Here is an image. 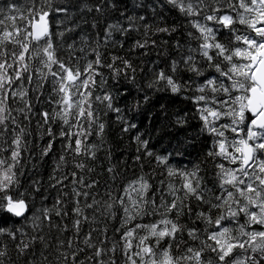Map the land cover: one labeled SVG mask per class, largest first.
<instances>
[{
	"label": "snow or ice",
	"instance_id": "1",
	"mask_svg": "<svg viewBox=\"0 0 264 264\" xmlns=\"http://www.w3.org/2000/svg\"><path fill=\"white\" fill-rule=\"evenodd\" d=\"M132 7L0 5V221L12 222L0 224V264H264V0ZM73 8L91 17L78 39L72 34L89 20ZM165 13L178 19L169 24ZM153 50L156 59H146ZM156 93L191 103L164 126L184 131L198 121L195 137L177 138L172 149L180 155L204 138L190 169L149 150L130 116ZM113 116L121 138L136 132L141 174L122 178L109 149L112 183L101 192L98 153ZM49 156L47 188L33 178L22 191L26 165ZM145 160L154 161L152 173L143 172ZM157 168L167 182L154 186ZM49 188L57 192L51 205L42 193Z\"/></svg>",
	"mask_w": 264,
	"mask_h": 264
},
{
	"label": "trees",
	"instance_id": "2",
	"mask_svg": "<svg viewBox=\"0 0 264 264\" xmlns=\"http://www.w3.org/2000/svg\"><path fill=\"white\" fill-rule=\"evenodd\" d=\"M8 0H0V5L6 4ZM13 3L16 5L23 7L25 6L27 0H12ZM136 2V0H118L119 6L122 9H127L128 11L133 10V4ZM70 3L72 4H78L79 0H70ZM73 11L77 13V19H79L80 15H83L86 19L89 20V24L83 25L82 28L84 29V33L77 32L73 33L72 35L75 36L77 39L79 38V35L86 34L88 30H90V23H91V17L86 13H80L78 8H73ZM141 11L143 14V10H137ZM150 15V14H149ZM168 19V23L171 24L175 22L176 17L175 13L168 14L165 13ZM119 16V13H110V18L114 21ZM53 28H55V25H53ZM181 37H183V23L181 22ZM146 59L149 60H155V50H153V53L151 56L147 57ZM135 92H133V97H135ZM133 97H130L129 100L134 103L135 100ZM43 99H47V90L45 91V96ZM125 101L121 100V107L124 106ZM140 103L142 105V109L140 112L133 111L130 113L131 118L134 120V122L138 125V130L141 133H145L144 138L150 139L149 144V150L157 153V154H163L169 156L170 162L173 167H177L179 169L184 168H191V166L194 163H198L201 160V154L202 150L205 148L204 138L201 137L199 140L196 141L195 144L186 146L185 149L182 150V154L176 155L174 151H172L173 147L175 146V142L177 138H184V137H195L196 133L198 132L197 123L198 121L196 119H190L189 126H187L186 130L184 131H176L171 129H165L164 126L167 123L165 121V116L172 117L174 113L189 110L191 108L190 101H185L181 99L179 96H171L170 94H164V93H156L151 96V100L148 104H144L143 99L141 98ZM162 104H165L168 106V112L165 113L161 111L160 106ZM43 107H47L50 109V106L47 104H43ZM164 129V130H161ZM149 131L151 132V136L149 137ZM136 132L133 130V132L129 134H123V138H121L122 134L120 132L119 126L115 123L114 116L112 117L111 121L109 122L108 127L105 131V141L104 149L103 151L98 153L99 160L97 161V175L96 179L100 181V191L103 192L104 186L106 184L112 183V181L109 179V175L106 172V168L109 166V160H108V152L109 149L111 150V164L116 165L118 167V170L121 172V176L124 179H130L134 178L135 175L141 174V168L139 163L133 164V157L136 155V145L135 143L131 142V136L135 135ZM93 140L96 138L93 136ZM99 142V141H97ZM42 143V142H41ZM57 149H59V144H57ZM35 154L38 157L39 150L35 149L33 150ZM37 165L35 169H33L32 163L29 162L26 165L25 173L21 177L22 185L23 187L21 190L23 191L24 188L28 187L32 179H39L43 182L44 187L47 188L48 186V177L52 172L53 168V159L51 156L44 158L43 160L37 159L34 161ZM205 169H210L212 167L211 164H204L202 165ZM155 168V163H149L147 160L144 161L143 166V172L144 173H152L153 169ZM161 169H155V176L154 179L149 177L151 179V182L154 186H159L158 181L161 179L166 180V175L161 176ZM205 173H202L204 175ZM42 193L44 195H47L49 199L46 203L51 205L52 203V197L57 195V192L55 189H48L47 192H44L42 189ZM40 197H37L36 204L39 205ZM0 224H3L4 226L11 227L12 222L11 220L6 221H0ZM18 226V225H17ZM85 230H87V226H85Z\"/></svg>",
	"mask_w": 264,
	"mask_h": 264
}]
</instances>
